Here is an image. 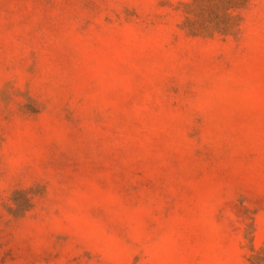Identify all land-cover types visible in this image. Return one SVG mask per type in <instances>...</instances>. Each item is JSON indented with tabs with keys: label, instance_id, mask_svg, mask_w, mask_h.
I'll list each match as a JSON object with an SVG mask.
<instances>
[{
	"label": "rangeland",
	"instance_id": "374dc122",
	"mask_svg": "<svg viewBox=\"0 0 264 264\" xmlns=\"http://www.w3.org/2000/svg\"><path fill=\"white\" fill-rule=\"evenodd\" d=\"M0 264H264V0H0Z\"/></svg>",
	"mask_w": 264,
	"mask_h": 264
}]
</instances>
